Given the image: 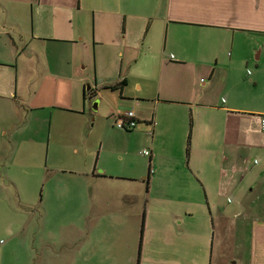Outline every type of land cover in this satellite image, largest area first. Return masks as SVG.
Instances as JSON below:
<instances>
[{
	"label": "crops",
	"instance_id": "1",
	"mask_svg": "<svg viewBox=\"0 0 264 264\" xmlns=\"http://www.w3.org/2000/svg\"><path fill=\"white\" fill-rule=\"evenodd\" d=\"M86 92L107 120L132 107L148 167H123L134 130L114 121L58 135ZM262 116L264 0H0V206L28 207L15 168L84 152L47 169L73 183L44 191L86 222L61 264H264ZM28 118L48 124L44 149L25 147Z\"/></svg>",
	"mask_w": 264,
	"mask_h": 264
},
{
	"label": "rangeland",
	"instance_id": "2",
	"mask_svg": "<svg viewBox=\"0 0 264 264\" xmlns=\"http://www.w3.org/2000/svg\"><path fill=\"white\" fill-rule=\"evenodd\" d=\"M87 87V85H86ZM87 91V88H86ZM86 111L82 114L80 113H59L57 117V126L60 128V134H65L67 129L72 131L77 130L81 125L93 124L96 123L93 132L99 130L98 126L104 124L106 121L113 122L114 120L110 118L109 120L105 119L108 115L110 109V103H103L100 109L94 110V104L99 101L101 98L96 97H86ZM82 97H79L78 103H80ZM105 100V99H104ZM83 104V101H82ZM85 105V104H84ZM78 106V105H77ZM114 106V105H113ZM132 107H127L126 111H130ZM37 116H40L36 113ZM55 122V120H54ZM44 122L41 121V126ZM54 124V127H56ZM47 125V127H45ZM115 125V124H114ZM40 123L39 120L29 121L27 119L26 130H22L20 137L26 139L25 147L30 150V146L42 147L43 149L47 147V142L50 138V132L48 131V124L44 125L43 135L40 137L39 129ZM92 128V129H93ZM117 128V127H116ZM118 130V129H117ZM53 129V135H55ZM122 131V130H121ZM130 135V144L128 146L129 156L121 155V162L124 163L123 167H128L133 164L135 166H147L148 159L139 153L137 150L139 143L141 146L142 140L137 137L139 134L131 132ZM73 134L75 137L79 136ZM137 137V138H136ZM44 144V145H43ZM38 153L34 155L38 159ZM79 158H73L69 160H63L61 158L52 159L47 161V154L43 152L42 160V171L41 167H35V161L33 163L28 160L24 168L26 169L25 176L19 175L18 169L14 166V162H11V167L15 168L13 170L14 178L20 179V188L22 187V196L24 202L27 203L28 207L19 205L16 207L18 210H21L22 214L13 215L10 213L7 214L3 206H0V264H41L46 258L49 264H61L62 261L66 258L68 242L63 239V236L74 231V226H79L83 228L86 222H83L82 216L74 212L75 203L60 201L56 192L47 193L49 190L44 191L45 182L53 183L56 186L59 183V179H65L68 185H71L72 178L68 173L62 172H48L47 169L58 168L61 170H66L67 168L73 166L82 167L84 165V152L81 149ZM27 160V159H26ZM23 163L24 160L22 161ZM120 160L117 157L111 159V167L117 169L121 167ZM141 170V168H140ZM36 173L37 175H34ZM69 193V192H67ZM11 194L15 192L12 190ZM260 193L253 195L252 198L258 199ZM181 193L176 195L180 199ZM67 197V196H66ZM198 199V193H192L188 195L187 199ZM15 200V199H13ZM15 203H19L16 199ZM20 215V216H19ZM19 216V217H18ZM17 232L14 237L12 233ZM195 243V241H192ZM238 243V242H237ZM242 243V241H240ZM240 245V244H239ZM191 247V246H189ZM196 246H192L194 249ZM43 257V258H42ZM42 259V260H41Z\"/></svg>",
	"mask_w": 264,
	"mask_h": 264
},
{
	"label": "built area",
	"instance_id": "3",
	"mask_svg": "<svg viewBox=\"0 0 264 264\" xmlns=\"http://www.w3.org/2000/svg\"><path fill=\"white\" fill-rule=\"evenodd\" d=\"M114 124L117 128L121 130L131 131L134 130L137 126V119L134 112L127 111L126 113H118L114 115ZM260 130L264 132V116L260 118ZM145 156H150L149 151H143L142 153ZM255 164L257 161L254 162Z\"/></svg>",
	"mask_w": 264,
	"mask_h": 264
},
{
	"label": "water",
	"instance_id": "4",
	"mask_svg": "<svg viewBox=\"0 0 264 264\" xmlns=\"http://www.w3.org/2000/svg\"><path fill=\"white\" fill-rule=\"evenodd\" d=\"M90 89V87L88 86L87 87V90H89ZM99 103H100V100L99 101H97L95 104H94V110H97L98 109V106H99Z\"/></svg>",
	"mask_w": 264,
	"mask_h": 264
},
{
	"label": "trees",
	"instance_id": "5",
	"mask_svg": "<svg viewBox=\"0 0 264 264\" xmlns=\"http://www.w3.org/2000/svg\"><path fill=\"white\" fill-rule=\"evenodd\" d=\"M87 94H88L87 92L84 94V98L87 97ZM89 94H90V93H89ZM90 97H94V95L91 93V94H90ZM131 131H132V130H131Z\"/></svg>",
	"mask_w": 264,
	"mask_h": 264
}]
</instances>
